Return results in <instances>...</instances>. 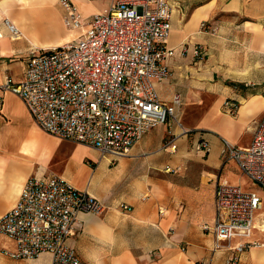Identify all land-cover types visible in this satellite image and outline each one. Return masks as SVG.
<instances>
[{
    "label": "crops",
    "instance_id": "1",
    "mask_svg": "<svg viewBox=\"0 0 264 264\" xmlns=\"http://www.w3.org/2000/svg\"><path fill=\"white\" fill-rule=\"evenodd\" d=\"M59 1L0 0V86L6 76L15 82L23 78L31 50L56 48L79 35L65 27ZM72 1L89 18L115 0ZM168 1L172 28L167 46L174 55L166 61L171 77L156 84L159 99L171 104L179 94L182 107L196 109L210 99L202 116L184 126L187 133L174 122L159 125L119 158L55 137L35 122L30 136L15 140L9 130L13 110L0 90V217L18 203L31 178L59 176L87 190L109 209L101 216H79L68 245L83 264H227L231 252L213 249L219 182L258 193L262 208L256 220L264 212V188L255 187L221 155L223 140L248 146L264 116V0ZM6 19L21 38L12 36ZM200 47L202 57L196 58ZM219 74L223 80L216 79ZM228 102L238 106L236 113H230ZM175 135L177 148H164ZM203 141L210 144L209 153L197 148ZM260 231L256 225L250 240L263 245L242 253L237 264H264ZM17 249L0 233V264H51L49 253L35 259L5 253ZM154 253L165 258L148 261Z\"/></svg>",
    "mask_w": 264,
    "mask_h": 264
},
{
    "label": "built area",
    "instance_id": "2",
    "mask_svg": "<svg viewBox=\"0 0 264 264\" xmlns=\"http://www.w3.org/2000/svg\"><path fill=\"white\" fill-rule=\"evenodd\" d=\"M65 27L79 35L47 50H31L23 78L6 76L4 93L18 96L34 122L45 132L97 150L102 157H123L152 128L180 120L182 96L171 104L159 99L156 84L171 77L166 63L172 6L168 0H115L109 8L84 17L72 0H60ZM14 38H21L9 20ZM206 27V24L203 25ZM2 36L0 35V40ZM203 49L195 51L201 58ZM230 113L238 106L226 103ZM1 108V104H0ZM185 130V129H184ZM248 146L223 140L221 155L237 164L252 184L264 188V116ZM187 133V131H184ZM175 135L164 148H177ZM197 148L209 153L211 146ZM128 210L129 206L122 204ZM262 198L239 185L219 182L215 191L214 251L228 250L227 264L263 244L253 242L256 213ZM109 206L62 177L31 178L18 203L0 217V233L14 240L15 259H35L43 253L51 264H83L68 240L76 233L82 213L104 215ZM239 240V241H236Z\"/></svg>",
    "mask_w": 264,
    "mask_h": 264
},
{
    "label": "rangeland",
    "instance_id": "3",
    "mask_svg": "<svg viewBox=\"0 0 264 264\" xmlns=\"http://www.w3.org/2000/svg\"><path fill=\"white\" fill-rule=\"evenodd\" d=\"M216 79L223 80L224 75L219 74V77H217ZM9 92H6L5 99H4L5 105L9 104L13 110V112L10 116L11 125L9 127V130H10L12 136L15 138V140H17V139L22 140V139H25L28 136H30L31 126H32L34 121L31 118V115H29L26 112V110L22 108L21 103H20V98L17 97L16 95L15 96L12 95V93H9ZM209 102H210V99L205 101L204 105L200 106L198 109H196L193 106L184 105L182 107V111H181L183 126H186L187 123L193 124L195 120H197L199 117H201L203 112L205 111L207 105L209 104ZM64 148L65 147H63V149ZM254 186L257 188H262V187L257 186V185H254ZM164 258H165L164 255H162L160 253H158V254L154 253L152 255L151 260H148V261H150L152 263H157V262L162 261Z\"/></svg>",
    "mask_w": 264,
    "mask_h": 264
},
{
    "label": "bare ground",
    "instance_id": "4",
    "mask_svg": "<svg viewBox=\"0 0 264 264\" xmlns=\"http://www.w3.org/2000/svg\"><path fill=\"white\" fill-rule=\"evenodd\" d=\"M255 224L257 225V228L261 230V232H264V212L260 213V216L256 220Z\"/></svg>",
    "mask_w": 264,
    "mask_h": 264
}]
</instances>
